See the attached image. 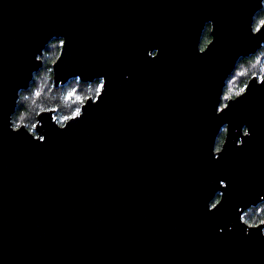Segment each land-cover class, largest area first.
<instances>
[{
    "label": "water",
    "instance_id": "1",
    "mask_svg": "<svg viewBox=\"0 0 264 264\" xmlns=\"http://www.w3.org/2000/svg\"><path fill=\"white\" fill-rule=\"evenodd\" d=\"M259 7L0 0V264H264V236L245 235L239 220L241 207L264 199V86L254 80L217 115L236 61L264 43L250 30ZM208 21L215 42L201 55ZM59 37L57 82L103 76L108 90L64 131L41 116L40 143L11 131L10 115L41 67L36 55ZM219 191L223 202L209 211Z\"/></svg>",
    "mask_w": 264,
    "mask_h": 264
},
{
    "label": "clouds",
    "instance_id": "2",
    "mask_svg": "<svg viewBox=\"0 0 264 264\" xmlns=\"http://www.w3.org/2000/svg\"><path fill=\"white\" fill-rule=\"evenodd\" d=\"M260 7L254 12L250 30L253 36L264 34V0H259ZM215 22L208 21L204 25L198 45L201 55L205 54L215 42ZM67 47V38L59 37L47 42L35 60L41 65L39 70L31 74V80L26 88L18 89L16 108L10 115V130L16 133L26 131L33 139L45 143L47 137L41 135L39 128L43 126L40 119L43 115H51V121L61 130H66L77 120L83 119L89 102L98 103L107 92V78L98 77L85 81L81 76L70 78L67 82H57L56 67L62 59ZM59 53V58L52 54ZM152 59L159 56V50L150 51ZM258 86H264V43L255 52L240 57L231 73L226 77L222 86L220 104L217 115H222L231 104L247 95L253 81ZM242 137L251 136V129L247 126L241 130ZM230 134V125L225 123L215 138L213 155L219 159L223 154ZM240 139L237 146L242 147L244 139ZM222 188H227V182H220ZM225 193L219 191L209 203V211L216 210L223 202ZM240 222L245 226V235L259 229L264 236V199L250 204L247 208L239 209ZM222 231V230H221Z\"/></svg>",
    "mask_w": 264,
    "mask_h": 264
},
{
    "label": "trees",
    "instance_id": "3",
    "mask_svg": "<svg viewBox=\"0 0 264 264\" xmlns=\"http://www.w3.org/2000/svg\"><path fill=\"white\" fill-rule=\"evenodd\" d=\"M53 39H55V38H53ZM58 54H59V53L54 52L52 55L56 58V57L58 56Z\"/></svg>",
    "mask_w": 264,
    "mask_h": 264
}]
</instances>
